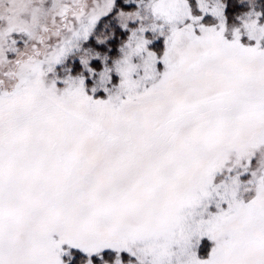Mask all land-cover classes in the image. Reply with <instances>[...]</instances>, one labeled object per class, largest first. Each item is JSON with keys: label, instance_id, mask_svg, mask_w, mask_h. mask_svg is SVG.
<instances>
[{"label": "snow or ice", "instance_id": "1", "mask_svg": "<svg viewBox=\"0 0 264 264\" xmlns=\"http://www.w3.org/2000/svg\"><path fill=\"white\" fill-rule=\"evenodd\" d=\"M0 264H264V0H0Z\"/></svg>", "mask_w": 264, "mask_h": 264}]
</instances>
